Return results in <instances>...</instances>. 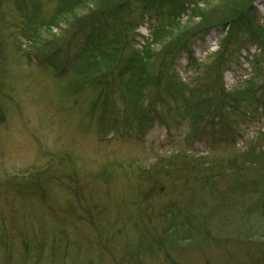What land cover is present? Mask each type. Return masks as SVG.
Returning <instances> with one entry per match:
<instances>
[{"label":"rangeland","instance_id":"374dc122","mask_svg":"<svg viewBox=\"0 0 264 264\" xmlns=\"http://www.w3.org/2000/svg\"><path fill=\"white\" fill-rule=\"evenodd\" d=\"M98 2L66 0V13L58 14L59 0H0V264H264V164L257 173L243 169L238 180L224 165L215 187L202 178L185 184L166 167L169 191L146 198L144 210L139 203V190L150 187L144 174L160 160L178 156L179 165L186 153L193 166L208 157L218 160L216 169L231 164L225 161L264 132V116L230 129L204 119L169 133L152 121L143 133H123L122 125L124 136L100 135V97L83 77L92 59L79 63V44L66 49L92 21L91 11L104 7ZM252 8L263 22L264 0ZM151 24L145 18L132 33L131 51L150 39ZM221 31L191 44L201 73L219 50ZM258 54V45L245 42L223 71L226 91L254 79ZM172 67L183 83L198 86L200 72L185 54ZM101 76L103 69L91 78ZM254 83L264 100V62ZM230 186L237 189L223 198L214 192ZM146 244H162L168 255L143 256Z\"/></svg>","mask_w":264,"mask_h":264},{"label":"trees","instance_id":"16d2710c","mask_svg":"<svg viewBox=\"0 0 264 264\" xmlns=\"http://www.w3.org/2000/svg\"><path fill=\"white\" fill-rule=\"evenodd\" d=\"M102 1L104 7L92 10V21L77 28L79 30L72 34L71 40L69 37L66 45L67 51L73 43L82 47L78 53L79 63L88 57L92 59L83 77L89 79L90 83L86 85L100 97V135L112 132L124 136L126 131L143 133L152 121L166 127L169 133L176 124L198 123L204 119H217L219 129L224 126L230 129L232 126H246L254 122L255 117L264 116L263 96L257 94L258 87L254 83L260 74V64L264 62V20L260 22L258 14L254 12V0H217V3L206 0ZM65 3L66 0H59L58 14L66 13L68 4ZM217 4L219 6L215 7ZM97 5H94L95 8ZM70 10H73V6ZM145 18L153 22L150 39L139 50L131 51V35ZM215 29L223 32L219 50L207 62L205 72L201 73V68L194 61L191 44L202 40ZM245 42L255 43L260 50L252 62L254 79L228 92L222 82L223 71ZM181 54H185L188 64L200 72L194 79L199 82L196 87L183 83L173 72L172 63ZM64 56L69 57L67 52ZM102 69L104 76L100 78L104 81L91 78ZM76 71L79 72L75 69L74 73ZM82 84L79 85L81 89L78 87L77 90H82ZM122 125L123 133H120ZM236 133L241 137L237 128ZM191 136L193 134L185 139L187 143L192 141ZM216 145L223 146L222 142ZM181 157L179 165L173 163L176 158L160 160L155 172L152 170L144 174L150 187L144 193L139 190L143 194V197H139L143 210L146 209L143 204L146 198L159 197L164 190L169 191L163 183V176L166 179L172 177L165 172L166 167L174 166V175L185 180V184L190 183V178H202L203 183H211L214 187L227 170L222 167L224 165L231 169L234 180H238L236 178L243 169L256 172L255 169L264 164V132L259 133L255 141L249 142L234 162L225 161L231 164H222L217 169L215 164L218 160L215 157H208L204 164L197 166L189 164L191 157L186 153ZM218 189L214 192L223 198L237 188ZM160 246L162 244H146L142 249L143 256L147 252L152 258H157L161 250L167 256V250ZM130 255H133L132 251Z\"/></svg>","mask_w":264,"mask_h":264}]
</instances>
